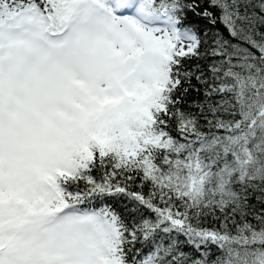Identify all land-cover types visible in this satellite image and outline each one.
<instances>
[{"label": "snow or ice", "instance_id": "6c2138e0", "mask_svg": "<svg viewBox=\"0 0 264 264\" xmlns=\"http://www.w3.org/2000/svg\"><path fill=\"white\" fill-rule=\"evenodd\" d=\"M0 264H264V0H0Z\"/></svg>", "mask_w": 264, "mask_h": 264}]
</instances>
